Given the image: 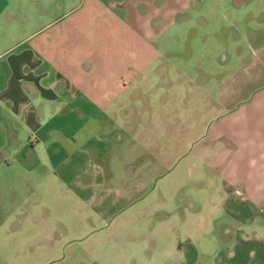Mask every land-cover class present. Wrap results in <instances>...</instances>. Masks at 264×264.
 <instances>
[{"label": "rangeland", "instance_id": "374dc122", "mask_svg": "<svg viewBox=\"0 0 264 264\" xmlns=\"http://www.w3.org/2000/svg\"><path fill=\"white\" fill-rule=\"evenodd\" d=\"M231 2L211 0L164 54L160 42L140 49L123 79L112 81V59L82 70L79 88L98 93L101 119L78 132L54 129L56 143L42 146L32 171H1L0 264H116L112 246L140 249L147 234L185 240L190 203H200L209 181L197 177L206 165L198 160L195 167L190 154L218 124L239 120L264 90V0H249L245 10L261 12L239 18L224 8ZM96 24H86L89 39ZM102 31V44L123 40V33ZM210 179L216 201L218 181ZM131 183L141 192L126 194ZM109 236L120 240L107 246ZM155 243L149 238L150 250Z\"/></svg>", "mask_w": 264, "mask_h": 264}, {"label": "crops", "instance_id": "0c3cea01", "mask_svg": "<svg viewBox=\"0 0 264 264\" xmlns=\"http://www.w3.org/2000/svg\"><path fill=\"white\" fill-rule=\"evenodd\" d=\"M210 1L0 0V173L32 171L42 146L56 143L54 129L78 132L88 121H100L98 93L79 88L82 70L94 72L101 59H112V81L123 79L128 64L142 57L140 49L160 42L164 54L167 42H179ZM215 1L220 7L221 0ZM248 3L232 0L224 8L238 18L261 12L245 10ZM92 19L97 20L96 34L89 39L85 31ZM27 29L25 36H15ZM107 29L123 33V40L102 44L99 37ZM240 113L236 122L209 131L190 154L195 167L198 160L206 165L205 174L197 177L215 178L220 195L217 202L211 199L209 181L199 187L204 198L190 203L185 240L147 234L139 239L145 242L142 248L128 250L114 249L109 239H120L109 236V254L117 258L112 263L131 264L137 257L139 264L155 259L157 264H264V90L257 104ZM142 187L131 183L126 194ZM190 190L195 197L197 187ZM149 238L156 239L155 251L149 249Z\"/></svg>", "mask_w": 264, "mask_h": 264}]
</instances>
